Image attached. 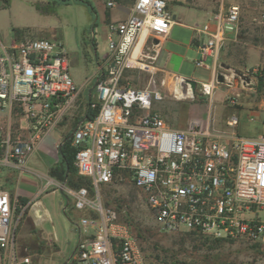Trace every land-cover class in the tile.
Wrapping results in <instances>:
<instances>
[{
	"label": "built area",
	"instance_id": "1",
	"mask_svg": "<svg viewBox=\"0 0 264 264\" xmlns=\"http://www.w3.org/2000/svg\"><path fill=\"white\" fill-rule=\"evenodd\" d=\"M118 1L104 0V6L111 10ZM129 2L128 16L107 24L108 52L97 61L91 92L97 113L80 123L69 141L76 150L77 174L90 187L72 188L46 178L44 191L62 192L82 212L69 263L146 264L138 239L123 220L126 209L119 212L105 203L104 189L122 184L142 199L159 234L192 233L264 248V132L245 137L212 131L198 121L177 129L154 112L153 102L164 95L184 99L165 82L162 91L158 78L161 44L173 20L168 0ZM239 20L240 8L232 5L224 23L206 33L197 67H206L207 58L223 47L226 33L239 30ZM254 22L264 26V11ZM135 72L146 77L145 87L127 77ZM182 81L179 89L193 99L188 84L185 91L180 87ZM214 83L202 84L201 95L210 98ZM77 95L61 44L25 34L1 46L0 111L14 115L30 134L23 138L10 125L0 128V169L37 175L28 168L36 140L59 123ZM237 124L236 118L227 122L233 129ZM26 212V205L0 190V264H32L16 243Z\"/></svg>",
	"mask_w": 264,
	"mask_h": 264
},
{
	"label": "rangeland",
	"instance_id": "2",
	"mask_svg": "<svg viewBox=\"0 0 264 264\" xmlns=\"http://www.w3.org/2000/svg\"><path fill=\"white\" fill-rule=\"evenodd\" d=\"M38 1L41 2L12 0L11 8L0 12V40L2 42L11 40L13 37L11 26L29 29L30 32L25 31L28 36L47 38L51 41L59 40L68 53L70 77L78 84L92 79V85L97 72V61L102 60L108 52L107 24L101 12L98 11L96 14L95 2L101 0H87L93 6L94 13L83 4L73 1L65 3L61 0H50V5L45 1L40 6H47L48 12L42 13L36 10L35 4ZM236 1L241 5L245 0ZM258 2L261 3L258 9H264V0ZM48 28L57 33L56 37H52V32L42 36L40 32ZM256 28L258 27L254 26L248 33L249 39L264 49V26ZM243 32H246V29L242 28L240 33ZM255 34H258L257 43L254 41ZM240 60L242 59H239V63ZM230 65L237 67L238 63L234 61ZM261 67L264 68V64L253 69L221 68L224 83L215 80L214 92L211 95L215 102L211 106L206 97L201 95L200 87H196L193 99L178 100L171 95H164L161 100L153 102L152 109L177 129L187 128L192 122L189 120L207 116L208 113L224 123L227 119L234 118L230 113L233 111L236 113L240 135L256 137L257 134L264 132V70H260ZM127 77L137 87L146 86L147 79L141 73H129ZM221 91L229 92L224 100L219 93ZM92 98L94 99L93 95ZM92 98L89 103L92 102ZM8 174L0 170V188L10 184ZM104 192L109 193L108 199L114 206L116 203L124 204L135 227L144 231L155 229L144 202L129 185L111 186L104 189ZM59 203H62V206ZM64 207L66 210H63ZM39 209L42 214L37 213ZM81 217L82 212L75 210L61 194H50L44 199L42 207L31 209L30 218L24 215L21 220L16 233L19 253L28 255L32 264H71L69 259L78 239L77 224ZM188 234L192 233L150 235L144 232V239L138 242L145 263L264 264V248L252 249L250 244L229 240H221L222 243L218 246L203 244V239L208 241L220 239Z\"/></svg>",
	"mask_w": 264,
	"mask_h": 264
},
{
	"label": "crops",
	"instance_id": "3",
	"mask_svg": "<svg viewBox=\"0 0 264 264\" xmlns=\"http://www.w3.org/2000/svg\"><path fill=\"white\" fill-rule=\"evenodd\" d=\"M45 1L50 5V0H41V2L38 1L35 4V7L37 4H44ZM118 3L117 7L108 10L104 6V0L95 2L97 7L96 14H98V11L101 12L106 24L110 21L123 20L129 14L131 3L129 0H119ZM232 5H237L240 8L239 30L236 33L227 32L223 47L216 51L213 56L207 58L206 67H197L196 62L200 60L199 47L205 41L206 33L214 31L218 23H224L228 9ZM11 6L12 0H10L8 6L0 7V12L8 11ZM259 7H261V3L258 0H245L241 5L236 0H168L167 9L173 21L168 36L161 44L158 58V67L162 71L158 73V78L163 81L161 90L164 91V82L168 90H172L173 86L179 87V79L195 81L196 87H201L202 84L214 82L219 75H222V72H220L221 68L232 67L235 70H240L239 67H242L243 69H253L256 66L264 64V49L258 46V44L252 43V40L248 36V33L254 26L260 27L254 22L258 14L264 11L262 8L259 10ZM11 27H13L12 33L13 29L29 31V29L23 27ZM242 28L246 29V32L240 33L242 32ZM43 31L40 32L42 36L43 34H50L53 30L48 28ZM52 33V37H56L57 33ZM255 35L254 41L257 43L256 40L259 41L256 38L258 34ZM13 41H19L15 39L14 33L8 42L0 40V47L8 46ZM52 42L63 46L59 40H53ZM63 48L66 51L64 46ZM239 59H242V61L240 60L241 63H239ZM234 61L238 63L237 67L230 65ZM253 61L255 62L252 64ZM176 78H178V81ZM72 81L78 88V95L73 107L63 116L58 124L36 140L34 151L28 161V168L35 171L37 175L28 172L20 173L0 169L3 173L8 172V177L10 178V181H8V184H10L0 188V190L7 191L13 199L17 198L20 203L21 199L26 201L27 212L25 215L29 218L31 209L42 207L44 199L50 194H60L56 189L44 191L46 178H52L49 175L50 170L59 167L64 162V145L69 143L73 131L80 123L86 120L85 113L90 98H92L91 93L89 94V90L93 86V83L91 85L92 79H87L82 84L75 83L73 78ZM180 87L184 88L186 86L180 85ZM219 93L224 100L229 92L221 91ZM213 98H206L210 106L215 102ZM226 108L229 109L228 107ZM230 113L231 117L237 118L235 112L230 111ZM79 115L80 117H78ZM190 121H198L204 125H210L212 131L235 132L240 135L238 125L234 129L230 128L227 126L228 119L223 123L219 118L214 119L209 113L207 116L204 115L201 118ZM8 125L11 126L12 133L15 136L29 137L30 132L26 131L24 124L17 121L14 115L10 117L7 110H2L0 111V128L5 130ZM66 179L67 176L64 181ZM53 180L58 182L54 178ZM59 204L62 206V203ZM65 207L63 210H66ZM37 213L42 214L40 209ZM48 240L52 241L51 239Z\"/></svg>",
	"mask_w": 264,
	"mask_h": 264
},
{
	"label": "trees",
	"instance_id": "4",
	"mask_svg": "<svg viewBox=\"0 0 264 264\" xmlns=\"http://www.w3.org/2000/svg\"><path fill=\"white\" fill-rule=\"evenodd\" d=\"M61 1L65 2V3L70 2V1H73L75 3H80V4L87 6L91 10L92 13L95 12L93 6L87 0H61ZM9 2H10V0H0V7L8 6ZM46 7H42L39 4L36 5V9L42 13L48 12V8H46ZM13 33H14L15 39L20 40L25 35L26 32L23 30H19V29H13ZM96 113H97V109H92L91 103H89L87 110H86V113H85V119L90 120V119L94 118ZM63 153H64V162H62L59 167L52 168L50 170V173H49L50 177L56 179L59 182H62L65 180V178L67 176L66 184L72 188H79V187H87L88 188V187H90L89 180L86 178H83L77 174V170L74 166V159H75L76 150L74 148L70 147L69 143H66L64 145ZM108 194H109L108 192H104L105 203L107 206H110V205H113V202L108 199L109 198ZM25 202L26 201H23L21 199L22 205H25L26 204ZM114 202H117V201H114ZM118 202H120V201H118ZM123 205L120 203H116L117 211L121 212V210L124 208ZM16 212H18V210ZM125 213L126 214L123 217V220L132 228L134 235L139 240V242L142 238L144 239V236H143L144 232H147L150 235L159 234L156 229L144 231L138 227H135L134 224L132 223L130 217H129L130 215L128 214V212L126 211ZM188 235H192V234H188ZM200 237H202V236H200ZM203 240H204L203 244L208 243V244L214 245V246H218V245H220V243H222L221 240H218V241H208L206 239H203ZM251 248L257 249V247H255V246H251ZM258 249H259V247H258Z\"/></svg>",
	"mask_w": 264,
	"mask_h": 264
},
{
	"label": "water",
	"instance_id": "5",
	"mask_svg": "<svg viewBox=\"0 0 264 264\" xmlns=\"http://www.w3.org/2000/svg\"><path fill=\"white\" fill-rule=\"evenodd\" d=\"M157 42H158L157 40H154V43H157ZM217 81L220 82V83H224V77H223L222 75H219L218 78H217ZM186 84H188V85L190 86L191 91H192V94H194V93H195V90H196V85H197L196 82H195V81H192V80H189V79H183L181 85H186ZM93 89H94V85H93V87L89 90V94L93 91ZM60 194H61L65 199H67V198L65 197V195H64L62 192H60Z\"/></svg>",
	"mask_w": 264,
	"mask_h": 264
},
{
	"label": "bare ground",
	"instance_id": "6",
	"mask_svg": "<svg viewBox=\"0 0 264 264\" xmlns=\"http://www.w3.org/2000/svg\"><path fill=\"white\" fill-rule=\"evenodd\" d=\"M172 89H175L176 90V95H177V97L178 98H185L184 97V95L186 94V93H184V92H181V90L179 89V87L178 86H173V88ZM183 91H185V87L183 88Z\"/></svg>",
	"mask_w": 264,
	"mask_h": 264
}]
</instances>
